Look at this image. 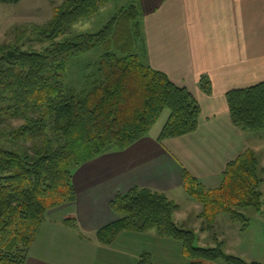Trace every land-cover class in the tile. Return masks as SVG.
I'll use <instances>...</instances> for the list:
<instances>
[{"label":"trees","instance_id":"obj_1","mask_svg":"<svg viewBox=\"0 0 264 264\" xmlns=\"http://www.w3.org/2000/svg\"><path fill=\"white\" fill-rule=\"evenodd\" d=\"M108 1L63 0L46 23L34 27L48 45L0 52V264H24L47 211L76 201L72 176L78 166L148 136L165 109L169 114L158 141L197 126L199 106L192 94L142 59L138 0H130L98 31L71 33ZM92 49L99 54L81 86L65 82L68 62ZM226 101L236 126L264 130V82L229 90ZM15 118L22 122L12 124ZM262 170L251 149L226 164L213 188L184 169V191L201 205L199 230H210L219 214L246 220V209L260 211ZM109 208L117 218L95 231L104 245L122 231L153 229L179 241L190 264H263L226 253L216 239L198 245L194 230L175 222L177 204L163 192L132 186L116 194ZM64 222L76 227L73 219Z\"/></svg>","mask_w":264,"mask_h":264},{"label":"crops","instance_id":"obj_2","mask_svg":"<svg viewBox=\"0 0 264 264\" xmlns=\"http://www.w3.org/2000/svg\"><path fill=\"white\" fill-rule=\"evenodd\" d=\"M138 6V47L145 62L192 94L199 106L197 126L158 141L162 127L152 133L154 123L148 136L126 149L78 166L72 176L76 201L47 211L24 264H123L117 239H158L151 231H123L109 245L96 239V229L117 218L109 201L132 186L165 193L178 205L173 217L179 221L193 210L200 219L201 212L182 186L184 169L212 188L226 164L250 148L260 153L264 183V135L236 126L226 101L227 91L264 82V0H138ZM65 219L75 220L76 227ZM176 250L178 262L172 264L191 263L179 254L180 247ZM167 251L163 254L169 259ZM138 254L132 264L138 263Z\"/></svg>","mask_w":264,"mask_h":264},{"label":"rangeland","instance_id":"obj_3","mask_svg":"<svg viewBox=\"0 0 264 264\" xmlns=\"http://www.w3.org/2000/svg\"><path fill=\"white\" fill-rule=\"evenodd\" d=\"M62 2L63 0H21L15 4L0 3V52L13 49L17 47V45H22L23 49H27L29 46L39 49L41 46L48 45V41L39 35L34 30V27L46 23L51 18L54 8L61 5ZM129 2L130 0H109L104 6L99 8L96 14L74 24L71 28V33L81 34L98 31L110 17L121 8L126 7ZM137 43L139 46H142V42ZM142 50L143 49L139 47V52L142 53V59L145 62ZM98 54L99 52L96 49H92L69 61L64 75L65 82L69 84L72 83L79 88L86 76L93 70L94 65L91 63ZM168 114L169 111L167 109L162 111L155 122L152 133L160 130ZM21 122L22 120L17 118L11 121L14 125H18ZM258 133L264 135L263 130ZM3 143L6 145L10 144L5 141ZM260 150L261 149H259L258 152H263V150ZM118 151L122 150L114 149L113 151L101 154L100 157L103 156L104 158L107 154ZM256 156L258 163H260V153ZM261 190V210L257 211L254 208L246 209L244 211L246 220L230 219L225 215L219 214L215 224L212 225L213 227L210 230H204L203 234L198 231L203 219H197L193 213L194 210L191 214L189 211L186 218L180 219L179 221L176 219L175 222L178 226L185 229L194 230L196 243L198 245H213L214 242L218 240L222 242V248L226 253L239 256L246 261H257L264 264V183L261 186ZM183 202L185 201L183 200ZM183 202L181 201V204L184 207L185 203ZM186 209H189V207H186ZM64 210L65 209H62V214L66 213ZM149 231L155 233L153 229ZM165 239H168L170 242H165L167 241ZM199 239L201 240L199 241ZM117 241L118 244H116V246L122 250L120 254L124 256V259H121L123 264H132V256L137 252L139 253L137 264H142L145 261H149L150 264H172L178 262V260L174 262L177 259V247H180L181 250L179 241L166 237L152 239L149 238L148 235H145L136 236L135 239H131L130 241L128 238L120 237ZM129 244H131V246H128ZM143 245L144 247L141 248L140 246ZM145 247L148 248L147 251H141V249ZM166 250H168L169 259L164 258L165 254L163 253H165ZM181 253L179 254L184 257L183 253Z\"/></svg>","mask_w":264,"mask_h":264}]
</instances>
